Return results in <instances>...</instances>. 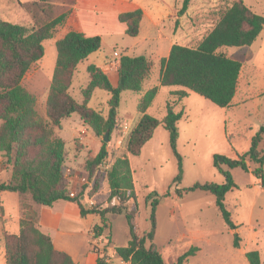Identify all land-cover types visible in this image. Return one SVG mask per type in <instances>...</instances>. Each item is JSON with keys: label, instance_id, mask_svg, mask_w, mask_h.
<instances>
[{"label": "rangeland", "instance_id": "374dc122", "mask_svg": "<svg viewBox=\"0 0 264 264\" xmlns=\"http://www.w3.org/2000/svg\"><path fill=\"white\" fill-rule=\"evenodd\" d=\"M133 1L147 11L138 36L122 31L120 25L106 14L104 17L91 13L83 19L88 33L102 37V46L82 62L74 74L69 92L78 101L82 102V89L90 80L88 65L95 63L104 68L107 61L114 60L121 53L147 56L152 61L153 74L151 80L145 82L144 88L157 85L160 59L167 55L171 46L174 43L197 45L214 27L219 12L234 0H191L182 16H178V13L184 0ZM244 1L253 11L264 15V0ZM72 3L73 0H0V14L5 20L26 26L30 32L33 27H39L69 11ZM119 24L123 25L121 21ZM66 30L65 22L53 38L44 41L43 58L32 65L23 79V85L35 94L36 109L44 120H48L46 102L57 60L55 43ZM221 51L243 63L236 103L230 107H220L199 93L189 91L182 103L184 117L178 123V149L183 156V177L180 181L174 182L179 162L164 126L159 125L155 129L153 137L143 146L139 155L128 152L130 134L140 119L138 103L143 92L127 90L122 93L116 127L107 142L109 154L99 170L107 171L117 156L127 155L133 171L138 204L136 206L130 200L122 212L108 211L106 228L98 236L94 231V227L102 223L98 214L84 217L82 221L71 217L68 222H62V231L58 234L54 232L52 238L59 249L72 255L76 264H87L90 253H95L94 246L107 254L110 264H130L116 253V247L126 246L131 238L127 210L133 212L136 231L142 234L151 228L150 213L154 198L159 199L155 242L168 264H175L177 258L192 246H198L199 249L183 264H249L245 253L254 249L259 250L261 257H264V186L252 172L258 166L257 163L247 158L249 171L241 167H223L231 171L238 185L227 193L226 203L239 225V248L234 247L235 231L221 217L215 196L199 188L187 190L196 183H222L225 178L214 166V155L237 158L249 150L253 136L264 126V29L252 45L223 47ZM177 88L160 86L148 113L163 118L166 101L168 98L173 99L171 91ZM109 99L107 90L97 88L89 105L107 115ZM124 120L130 123L128 132L120 126ZM84 127L88 126L77 113L64 118L61 126H53L55 134L65 140V166L70 180L68 186L70 191L76 193L81 192L83 185H87L83 184L82 179L88 177L86 162L98 153L103 141V136L95 135L90 127L85 137L81 138ZM260 148L264 149V141ZM0 158V179L7 180L12 165L7 156L0 153ZM98 192L96 197L89 196L95 200L94 204H90L87 198L83 201L86 208L94 205L107 208L120 204L118 199H110L107 181ZM19 194L6 191L2 195L3 200L0 199V264H7L4 232L20 230V220L18 222L12 217L9 220L1 207L2 202L12 216H18L21 209L24 215L43 206L27 197L21 200V207ZM68 202L78 205L74 201Z\"/></svg>", "mask_w": 264, "mask_h": 264}, {"label": "trees", "instance_id": "16d2710c", "mask_svg": "<svg viewBox=\"0 0 264 264\" xmlns=\"http://www.w3.org/2000/svg\"><path fill=\"white\" fill-rule=\"evenodd\" d=\"M190 3L191 0H184L178 16L188 10ZM69 14V11L63 12L43 25L33 27L30 32L26 26L5 20L0 14V153L7 156L12 165L10 177L0 180V194L6 191L30 194L36 204L43 206H52L58 200L74 201L82 217L100 215L102 223L94 227L95 235L98 236L106 228L108 211L122 212L130 200L136 206L138 204L130 159L127 155L117 156L107 171H100V165L109 154L107 142L102 141L98 153L86 162L87 178L92 185L88 196L96 195L107 181L110 199L116 198L120 204L107 208L98 205L86 208L82 196L89 184L83 185L75 197L70 196V180L65 166L66 143L55 134L53 126H61L64 118L77 113L95 135L104 137L109 132L110 138L116 127L122 93L127 90L143 92L138 103L141 117L130 134L127 150L132 155H139L143 146L153 137L155 129L159 125L164 126L179 162L174 182L180 181L183 177V156L178 149V123L184 117V99L189 91H194L220 107L232 106L243 63L221 51V48L252 45L264 29V15L253 11L244 0H234L219 12L214 27L197 45L174 43L171 46L168 56L160 59L158 84L148 89L144 88V84L151 80L153 64L145 55L120 57L117 86L112 84L101 67L89 64L90 80L82 89V102L70 94L69 88L79 64L100 50L102 37L70 30L55 43L57 60L46 102L48 120H44L36 109L35 94L23 85V79L32 65L43 58L44 41L54 37ZM143 15V9L138 7L121 12L118 17L126 23L128 35L138 36ZM160 86L179 87L171 91L173 99H167L163 118L148 113ZM97 88L110 93L107 115L89 105ZM263 141L264 126L253 136L249 150L237 158L214 155V166L225 178L222 183L207 181L187 189L199 188L215 196L221 217L235 231V248L240 247L239 225L226 203V195L238 185L231 171L223 167H241L249 171V158L258 164L252 172L264 186V149L260 148ZM158 201V198L152 200L151 228L142 234L136 231L133 212L127 210L131 238L126 246L116 247V253L122 260L130 264H168L155 242ZM1 207L5 210L3 202ZM3 241L7 264H76L72 255L56 248L51 235L41 229L39 209L22 214L20 230L5 231ZM198 249V246H192L177 258L175 264H183ZM93 251L97 254L96 264H110L106 253L95 246ZM245 255L249 264H262L259 250H249Z\"/></svg>", "mask_w": 264, "mask_h": 264}, {"label": "crops", "instance_id": "0c3cea01", "mask_svg": "<svg viewBox=\"0 0 264 264\" xmlns=\"http://www.w3.org/2000/svg\"><path fill=\"white\" fill-rule=\"evenodd\" d=\"M138 7H141L140 4H138L136 1H133V0H73V3L71 5V7L69 8L70 14L66 20L67 30L65 31V33L70 31V30H78V31L84 32L86 35H90V36L96 35L95 33H93V34L88 33L86 31L84 23H83V19L88 17L89 14H91V13L96 14V15L102 14L104 17L109 15L110 17H112V19H114V21L118 25H120V27L122 28V31H124V30L126 31V28H127L126 23L122 22L123 25L119 24L120 20H119L118 16L121 12L134 10ZM143 11H144V15H143V18L141 21L140 32L142 31L143 23H144L146 15H147V11L145 9H143ZM104 14H106V16ZM170 49H169L166 56H168ZM122 55H129V54L121 53L114 60L111 59V60L107 61V65L104 68L101 67L108 74V76H109V78H110V80L114 86L118 85V81H119L118 68H119L120 57ZM130 56H137V55H130ZM86 60H84V61H86ZM90 64H92V63H90ZM78 68H79V66H78ZM237 93H238V90H237ZM235 97L233 100V104L236 103ZM140 117H141V115H140ZM0 160H1V158H0ZM3 193L4 192H2L0 194L1 199H2ZM98 194H99V192L96 194V196ZM26 195L27 194H19V203L20 204H21V200L25 199L27 197H31V199H33L30 194H29L30 196H26ZM33 203H36V202L34 201ZM3 204H4V201H3ZM4 207H5V211H6V217L9 220L12 217L14 220H17L19 222L21 215H22V209H21V212L18 214V216H12V215L8 214L5 204H4ZM21 207H22V204H21ZM39 210H40L41 229L44 232L50 234L51 237H52V234H54V232H56L58 234L59 232L62 231V227H61L62 222H64V221L68 222L71 217L76 218L78 221H82V218H84L80 214L79 206L73 205L66 200H58V201L54 202L52 206H41V207L39 206ZM53 242H54L55 247L58 248L54 239H53ZM261 258H262V264H264V257H261ZM96 259H97V254L96 253H93V254L90 253V256L88 257L87 264H96Z\"/></svg>", "mask_w": 264, "mask_h": 264}, {"label": "built area", "instance_id": "2783aa9c", "mask_svg": "<svg viewBox=\"0 0 264 264\" xmlns=\"http://www.w3.org/2000/svg\"><path fill=\"white\" fill-rule=\"evenodd\" d=\"M120 126L123 128V130L125 132H128L130 130V123L127 120L121 121L120 122ZM87 133H88V127H84L82 129L81 138H84ZM82 179L84 181L83 184H89V187H87L86 190H85L86 193L82 196V200H85L87 198L88 199V202L90 204H94L95 203V200L93 198H91V197L88 196V191L92 188V185L89 182V180H88L87 177H83ZM76 195H77V193L75 191H71L70 192V196L71 197H75Z\"/></svg>", "mask_w": 264, "mask_h": 264}, {"label": "water", "instance_id": "95a60500", "mask_svg": "<svg viewBox=\"0 0 264 264\" xmlns=\"http://www.w3.org/2000/svg\"><path fill=\"white\" fill-rule=\"evenodd\" d=\"M109 140H110V138H109V132H106V134L103 137V141L104 142H108Z\"/></svg>", "mask_w": 264, "mask_h": 264}]
</instances>
